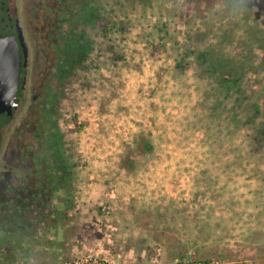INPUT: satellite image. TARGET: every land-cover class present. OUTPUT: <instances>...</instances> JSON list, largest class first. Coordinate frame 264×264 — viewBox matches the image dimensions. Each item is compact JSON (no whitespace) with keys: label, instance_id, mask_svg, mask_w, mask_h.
I'll use <instances>...</instances> for the list:
<instances>
[{"label":"rangeland","instance_id":"rangeland-1","mask_svg":"<svg viewBox=\"0 0 264 264\" xmlns=\"http://www.w3.org/2000/svg\"><path fill=\"white\" fill-rule=\"evenodd\" d=\"M211 1L91 0L87 51L58 106L72 198L66 259L102 247L120 254L116 264H264L263 102L252 119L237 109L231 148L210 136L218 120L206 123L205 76L187 59L175 66L211 41L208 29L240 47L264 12L213 0L211 13Z\"/></svg>","mask_w":264,"mask_h":264},{"label":"flooded vegetation","instance_id":"flooded-vegetation-1","mask_svg":"<svg viewBox=\"0 0 264 264\" xmlns=\"http://www.w3.org/2000/svg\"><path fill=\"white\" fill-rule=\"evenodd\" d=\"M245 1L264 12V0ZM90 2L0 0V38L20 58L15 96L0 114V264L66 259L72 198L58 106L87 51L80 26L93 20Z\"/></svg>","mask_w":264,"mask_h":264},{"label":"trees","instance_id":"trees-1","mask_svg":"<svg viewBox=\"0 0 264 264\" xmlns=\"http://www.w3.org/2000/svg\"><path fill=\"white\" fill-rule=\"evenodd\" d=\"M214 3L212 0L209 6L211 13L219 11L213 8ZM217 31L215 28L212 31L208 29V33L212 32L211 41L205 42L201 47L186 48L175 66L182 72L183 60L187 59L205 76L201 94L205 99L203 103L212 110L206 123L218 120L215 127L209 129L211 135L208 131L207 133L219 142L227 140L231 147L228 138L239 134L235 117L237 109L248 108L252 111L249 114L252 119L259 113L257 100L261 98L264 105V38L258 28L247 25L243 44L233 48V40L225 45L222 36L224 33L219 35ZM231 34L233 30L230 31ZM255 49L261 52L258 58L255 56ZM84 57L83 54L82 59ZM258 133L263 134L264 130Z\"/></svg>","mask_w":264,"mask_h":264},{"label":"water","instance_id":"water-1","mask_svg":"<svg viewBox=\"0 0 264 264\" xmlns=\"http://www.w3.org/2000/svg\"><path fill=\"white\" fill-rule=\"evenodd\" d=\"M20 58L16 49L0 38V114L13 100L19 78Z\"/></svg>","mask_w":264,"mask_h":264},{"label":"built area","instance_id":"built-area-1","mask_svg":"<svg viewBox=\"0 0 264 264\" xmlns=\"http://www.w3.org/2000/svg\"><path fill=\"white\" fill-rule=\"evenodd\" d=\"M102 210L105 214L108 213L107 208L102 206ZM104 220L107 222L108 218L105 215ZM131 257L130 255H128ZM120 258L119 253L112 255L110 251L106 248L96 247L88 248L80 251L78 254H74L68 259H65L63 264H116V259ZM127 262V261H126ZM132 264V261H128ZM123 264H126L125 262Z\"/></svg>","mask_w":264,"mask_h":264}]
</instances>
